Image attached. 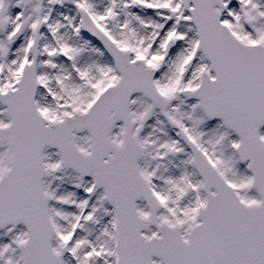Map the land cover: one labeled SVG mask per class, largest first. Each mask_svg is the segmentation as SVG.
<instances>
[{
  "label": "snow or ice",
  "instance_id": "obj_1",
  "mask_svg": "<svg viewBox=\"0 0 264 264\" xmlns=\"http://www.w3.org/2000/svg\"><path fill=\"white\" fill-rule=\"evenodd\" d=\"M0 264H264V0H0Z\"/></svg>",
  "mask_w": 264,
  "mask_h": 264
}]
</instances>
